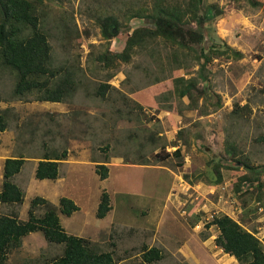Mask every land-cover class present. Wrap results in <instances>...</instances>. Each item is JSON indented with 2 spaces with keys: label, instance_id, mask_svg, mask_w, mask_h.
Segmentation results:
<instances>
[{
  "label": "rangeland",
  "instance_id": "374dc122",
  "mask_svg": "<svg viewBox=\"0 0 264 264\" xmlns=\"http://www.w3.org/2000/svg\"><path fill=\"white\" fill-rule=\"evenodd\" d=\"M34 2L42 20L41 25L48 33L52 45V65L74 67L81 80L77 91L67 99H78L81 105L92 109L94 105L102 103L101 96L96 93L99 84L114 76H117L116 80H120L119 83H116V80L114 83L120 84L130 96L144 84L150 86L162 81L164 89L157 96L160 106L142 108L143 119L137 122L141 127L139 133L142 136L159 132L162 135L158 134L160 137L155 136L153 140L146 141L134 130L139 134L133 138L140 142L136 144L130 140L131 131L128 129L124 134L121 129L116 131L121 141L113 147L114 152L109 148L110 154L116 153L115 155L128 159L135 157L155 163V171L143 174L141 180L134 179L138 177L135 175L136 172H133L137 171L136 168L130 166L124 169L120 166L119 169L117 166L121 162L112 159L111 162H114L117 171L113 169L114 176L109 174V178L105 180L99 178L93 165L103 159L79 162L83 167L81 172L84 171V176L78 168L77 177L71 173V178L76 177L77 180L81 178L83 181L65 185L66 187L59 191L64 196L66 191H69V194L74 193V199L80 204L81 209L67 216L59 210L60 200L54 203L66 231L89 238L99 251H113L117 264H196V259L203 264H228L226 259L229 256L216 243L220 234L218 226L215 224L206 226L205 218L198 213L201 211L229 214L256 235L259 234L264 241V0H202L197 18L194 19L193 14L184 18L187 27L198 29L197 26H200L205 35L202 44L194 45V51L188 49L189 53H186L158 38L136 47L130 62H119L117 66V60H114V65L110 67L104 65L100 56L108 49L112 52L122 51L127 38L136 28L152 26L148 18L130 14L131 10L135 6L138 8L142 2L143 5L148 3L150 10L154 5L153 0H42V2L34 0ZM216 10H219L220 14H216ZM108 15L117 17L120 27H114L116 30L114 33L117 35L106 40L102 36L99 19ZM200 21L201 25L197 24ZM213 41L221 46L226 43L242 52L243 56L236 58L231 54L228 57L227 54L212 53ZM202 47L213 55V59L205 68L207 80H200L199 84V87L206 89L201 98L207 115L200 117L196 111H189L190 113L186 112L189 115L184 117L183 123L174 120L172 115L163 117L160 113L161 108L177 107L185 112V104L189 103V99L185 97L187 102L185 100L181 102L176 96L173 90V76L197 75L200 69L197 56L200 55ZM174 53L179 55L175 59ZM112 72L116 73L111 75ZM17 82L16 72L0 65V108L5 111L9 127L8 131L0 132V190L5 162L2 153L6 152L7 155L13 153L4 142L8 143L12 136H16L21 152L36 158L47 147L50 151L53 148L60 151L64 148L55 144L53 133L55 130L61 131L65 127L75 130V125L80 126L73 120L71 123L67 120L62 122L57 115L52 117L50 111L54 109L43 107V102L35 99L36 90L24 97L16 96L14 89ZM141 90L143 93L139 96L149 103L150 92L146 91L144 86ZM127 98L129 102L128 95L112 103L109 99L101 108L108 109L114 106L117 109L123 102L127 103ZM127 104L131 108L136 103L130 98ZM145 108L148 113H145ZM128 124L132 123L129 121L123 123L124 126ZM182 124L188 126L183 125V128L179 129ZM50 136L52 141L48 139ZM178 136L181 137V144H184L186 139L191 141L190 146L184 144L187 162L183 166L179 164H184L185 156L178 158L169 156L174 152L172 145ZM99 141L101 144H98ZM42 142L49 144L45 146ZM93 146L88 144V156ZM96 146L101 147L103 152L108 147L102 136L97 137ZM168 146L170 149H167ZM77 147L75 151L85 152ZM227 148H232V152L227 151ZM102 151L94 152V156L103 158ZM129 161L131 160H127ZM243 162L246 164L243 165ZM215 163L220 165L223 179L219 186L213 187L209 182L218 176L213 173L212 165ZM34 164L36 165V162H27L19 175L13 178L24 191H28L25 195L26 201L13 205L0 203L1 214L17 213L21 220H27L34 197L42 196L50 202L54 200V197L52 199L41 192L50 191V185L32 183V180L43 181L33 175ZM246 165H251L256 170L255 176L259 178V181H256L263 183L262 193L256 187L257 182L249 192L235 189L238 178L249 170ZM85 168L89 170L86 171ZM127 175H130L133 182H139L134 184L137 189H143L140 193L146 197L144 195L142 198L135 189L131 191L133 184L127 181ZM155 177L158 179L155 180ZM185 179L194 184V188L188 186L186 188ZM143 182L144 186L141 187ZM104 190L112 196L114 206L119 203L118 195H121L122 210L131 216L125 223L117 222L118 212L114 215L108 214L102 219L97 217V206ZM209 190H214V195H209ZM258 193H261V200H257ZM149 195L157 198L156 202L162 206L161 213L164 212V215L158 216L156 223H153L155 218L149 214L145 215L140 206L142 199H150ZM203 195L207 196V199ZM199 202L201 204L195 209L197 214H190V211L192 212L190 204ZM187 203L189 206L185 207ZM237 204L242 210L234 215L233 211ZM45 209V205H38L37 215L42 216ZM23 240L25 242L20 248L9 253L7 264H48L53 258L62 255L65 248L63 243L49 242L40 231L30 233ZM186 242L193 256L188 251L185 256L177 254V248ZM145 245L158 246L164 257L152 263L146 262L142 255Z\"/></svg>",
  "mask_w": 264,
  "mask_h": 264
},
{
  "label": "trees",
  "instance_id": "16d2710c",
  "mask_svg": "<svg viewBox=\"0 0 264 264\" xmlns=\"http://www.w3.org/2000/svg\"><path fill=\"white\" fill-rule=\"evenodd\" d=\"M35 1L42 2V0ZM153 2L154 5H152L150 10L148 9L149 4L145 3L143 5L142 2L138 8L135 6L130 14V16L138 15L148 18L152 26L136 28L127 38L126 45L122 51L112 52L109 49L106 50L100 56L105 66L114 65V60H117V66L119 62H130L134 51L137 49L136 47L158 38H162L170 46L179 47L186 53H189L188 49L194 51L195 44H202L205 35L201 27L197 26L198 29L187 27L184 22V18L187 15L193 14L194 19L197 18L202 0H153ZM253 4L257 3L253 2ZM41 21L34 0H0V65L13 69L18 75V82L14 89L16 96L24 97L27 93L36 90V100L63 102L68 96L77 91L81 80L78 78L74 67L70 65L54 67L52 65V45L48 33L41 25ZM99 21L104 39L109 40L117 35V33H114V27H120L117 17L108 15L100 18ZM201 23V21L197 22L199 25ZM223 45L221 46L213 41L211 45L212 53L227 54L228 57L231 54V56L236 58L243 56L242 52L235 50L230 45L226 43ZM173 55L176 56L174 59L179 56L177 53ZM197 59L200 65L197 75L190 77L180 74L178 76L174 75L173 90L181 102H184V97H188L189 103L185 104V108L197 109L200 115H207L204 110L203 98H201L206 89L199 87V84L200 80H207L205 68L213 59V55L206 52L204 47H202ZM114 73L116 72H112L111 75ZM161 82L157 83H160L158 87L163 92L164 89ZM110 87L111 85L107 82H101L96 93L106 97ZM144 110L145 113H148L146 109ZM179 111V113H183L182 109H179ZM4 112L0 108V131H5L8 128L7 116ZM180 133L182 134V131ZM158 134H152L153 136L146 134L142 136L141 134L140 138H145L146 141L153 140L155 136H159ZM180 138L178 136L173 145H177ZM138 143L140 144V142ZM185 143L189 146L191 145L189 139H186ZM143 145H145V141ZM231 149L227 148V151L232 152ZM176 151L177 158L185 156L184 164L180 163L179 165H185V151L182 152L180 148ZM66 156L67 150L58 155L57 159H63ZM54 159L55 157L47 156L39 161L36 168V177L38 179H57L59 177L60 162ZM142 160L145 161L144 159ZM25 161L22 155L5 160L0 203L13 205L22 204L25 201V191L13 181V177L22 170ZM145 163L149 164L150 161ZM245 164L246 162H243V165ZM246 167L249 170L238 178L235 189H243L249 192L253 189L254 183L259 181V178L255 176L257 172L251 165H246ZM212 168L213 173L218 174V176L209 183L211 186L216 187L219 186L223 179L222 172H220V165L217 163L212 165ZM95 169L101 179L108 177L109 169L105 164H97ZM256 187L262 193L263 183L257 182ZM261 193H258L257 200H261ZM246 203L247 201L245 200L244 205ZM40 204L46 206L42 216H38L36 213V208ZM200 204L201 202L190 204L192 207L190 214H195V209ZM59 205L60 212L67 216H71L80 210V206L76 201L67 196L60 198ZM187 206L189 204L185 207ZM112 208L111 195L104 190L101 193V200L97 207V217L100 219L105 218ZM200 213L203 214L204 212L201 211ZM211 224L217 225L220 230L216 243L225 253L235 256L239 264H264V243L256 236L255 232L246 228L243 223L228 214L215 215L206 226L210 227ZM37 231L42 232L49 242L65 244L63 254L53 258L48 264L118 263L113 251H99L96 244L89 238L68 233L62 224L57 206L42 196H36L31 201L27 220H21L17 213H0V264H7L9 253L13 249L22 246L24 237ZM142 255L143 259L149 263L161 260L164 257L158 246L145 245Z\"/></svg>",
  "mask_w": 264,
  "mask_h": 264
},
{
  "label": "crops",
  "instance_id": "0c3cea01",
  "mask_svg": "<svg viewBox=\"0 0 264 264\" xmlns=\"http://www.w3.org/2000/svg\"><path fill=\"white\" fill-rule=\"evenodd\" d=\"M124 74V73H123ZM125 75V74H124ZM119 76V75H118ZM117 76H114L112 78H110L107 81H102V82H107L108 84L111 85V87L109 88V90L106 93V97H102V103L99 105H94V107L92 109H89L87 106L81 105L80 100L76 99V100H72V99H66L63 102H58V101H42L43 102V107L49 109V107H52L54 110H51V114H53L52 117H54L55 115H57L56 117H60L59 119L63 122L64 120H67V122H72V120L75 122V124H80V126L75 125V130H69L67 127H65L63 130L59 131V130H55L54 133V137L56 139L55 144H59L64 146V148L60 150H57L56 148H53L52 151L50 150H46L43 151L41 153V155H39L36 158H32L29 157L28 155H26L25 153L21 152L22 149H20L19 145H18V141H17V137L16 136H12L9 139V142H4L6 144V146H9V149L11 151H13L12 154L7 155L6 152L2 153V156H5L4 161L7 158L10 157H19L20 155L23 156V158H25V163L23 165V167L27 164V162L29 161H33L36 162V165L34 164V170H33V175L36 176V168L39 164L40 160H43L44 157L50 156V157H55L54 160H57L60 162L59 164V177L57 179H39V180H43V181H33L32 183H46L48 185L51 186V190L50 191H45L42 190L41 192L47 196L54 197V202L53 203H58L60 198L63 197L64 195L61 194V188H63L65 185H72V183L74 182H81L83 181V179L79 178L78 180L76 179L77 177V173L78 172V168H80V173L81 175H83V172H81V169L83 167H81L80 163L83 161H87V160H92V161H99L98 159H103L100 162H95L94 167L96 164H105L108 169H109V174L112 175V177L114 176V171H117V168H121L124 167V169H127L128 167L132 166L134 168L137 169V171H133L136 172V176L138 177H134V179H138L141 180L143 178V174L146 173H153L154 167H156L153 163H145L146 161H143L142 159L139 158H129L131 161L127 162V160H129L126 157H123L121 155H115L116 153H111L109 152V148L111 152H114L113 147L121 141L119 135H116V131L117 130H121L122 129V133H126V131L129 129V131H131V133L129 135L132 136V138H130V140L132 139V141L137 144L138 141L133 139L134 137H138V133L140 132V125H137V122H141L143 119V115L141 112V109L149 106V107H159V102L157 100V96L162 92L161 88L158 87L159 83H155L152 85H148L146 86V84H144L143 86L146 88V91H149L151 94V100L148 99L147 103L142 97L139 96V94L143 93L141 88L143 86L138 87L137 90L134 91V95L130 96V93H128L126 90H124L120 84H116L119 83L120 80H116ZM116 80V83H114V81ZM124 80H126V75ZM122 81V80H121ZM100 85V84H99ZM115 93V94H114ZM99 95V94H98ZM125 95H128V97L132 98L135 101V106H132L131 108L129 107V103L130 102V98H129V102H128V98H127V103L121 105V107L115 109L114 106L109 107L108 109H103L101 108L104 102H107L110 99V103L112 102H116V100H121L123 99V97ZM126 100V97H125ZM185 100V97H184ZM118 102V101H117ZM185 102H187V100H185ZM108 103V104H110ZM188 103V102H187ZM107 104V105H108ZM137 105V106H136ZM123 107H125L123 109ZM51 108V109H52ZM107 108V106H106ZM147 108V107H146ZM145 108V109H146ZM160 113L161 115L164 116H169L172 115L174 120H176L177 122H181L183 123V119L184 117H188L189 114H187L186 112L190 113L189 111H196L197 114L198 110L197 109H187L185 108V112L184 113H179V109H177V107H167V108H161L160 109ZM143 111V109H142ZM183 111V110H182ZM74 112V113H73ZM60 114V115H59ZM204 116V115H199ZM131 122L132 124H128V126H124L123 123L125 122ZM184 125V126H183ZM187 127L185 126V124H182L179 126V129H182L183 127ZM7 131L9 130V127L6 129ZM5 130V131H6ZM134 130H136L137 132H134ZM5 131H0V132H5ZM159 135H162L161 132H159ZM102 136L105 140H106V145L108 146L107 149L103 152L102 148H98L99 146H96L97 143V137ZM125 136V135H124ZM175 137V136H173ZM172 137V139H173ZM50 138V140L52 141V137H48V139ZM109 143H108V141ZM177 140V139H176ZM51 143V142H50ZM42 144H44L45 146H47L49 143L48 142H42ZM88 144H90L91 146V150L90 152V156L87 155L88 152ZM98 144H101L100 141ZM76 146L77 149L82 148L85 152H78L75 151L76 150ZM186 146H184V144H181L180 140H178V144L177 145H172V148L174 149V152H171V156L172 157H176L177 156V149L180 148V150L183 152L185 151ZM75 148V149H74ZM183 148V149H181ZM24 149V148H23ZM97 149H99V151L101 150L103 154V158H98L96 156H94V152L98 153L99 151H97ZM167 149H170V147L168 146ZM67 150V156L64 157L63 159H57L58 155H61L62 153H64ZM113 150V151H112ZM75 151V152H74ZM16 153V154H15ZM76 153V154H75ZM93 154V155H92ZM89 157V158H87ZM118 160L121 163H119V165L117 166V168H115V164L114 162H111V160ZM106 161V162H105ZM108 161V162H107ZM80 162V163H79ZM91 162V161H90ZM187 162V160H186ZM83 164V163H82ZM158 165H163L161 163H156ZM91 166V164H88ZM121 166V167H120ZM86 171L89 170V168H85ZM96 171V169H95ZM21 172V171H20ZM19 172V173H20ZM16 174L14 177H16ZM71 173H73L76 177L71 178ZM97 173V172H96ZM99 175V174H98ZM84 176V175H83ZM130 175H127V181H130L133 185V189H135V191L139 192L142 191L143 189H137L135 184H139V182H133L131 179V177H129ZM13 177V178H14ZM37 178V177H36ZM100 178V176H99ZM109 178V177H108ZM34 179V178H33ZM101 179V178H100ZM158 179L157 177H155V180ZM31 180V179H30ZM35 180V179H34ZM106 180V179H105ZM154 180V179H152ZM126 181V180H125ZM121 182V181H119ZM3 183V182H2ZM135 183V184H134ZM143 182L141 184V187L144 186ZM78 184V183H77ZM65 186V187H66ZM140 188V186L138 187ZM26 192V191H25ZM28 192V191H27ZM26 192V194H27ZM58 194V195H57ZM72 194H69V191H66V195L67 197H70L69 195H71L70 198H72L73 200L76 201V199H74V196ZM118 195V194H117ZM142 198H144L145 194H141ZM119 203H117L115 206L113 205L112 210L110 211L109 214L114 215L116 212L119 213V216L117 218V222L119 224L121 223H125L127 220V218L131 217L130 214L127 211L122 210V197L119 194ZM150 199L148 200H144L142 199L140 202V206L143 208L142 212L147 215L149 214L153 219V223H156V220L158 219V216H162L164 215V212L162 211L161 213V209L162 206L159 205V203H157L156 199L153 196L149 195ZM146 197V195H145ZM57 198V199H55ZM112 198V196H111ZM26 201V199H25ZM144 201V202H143ZM76 203L80 206V204L76 201ZM144 203V204H143ZM146 204V205H145ZM98 207V206H97ZM81 209V206H80ZM124 211V212H123ZM156 216V217H154ZM61 217V216H60ZM25 238V237H24ZM25 242V240H23V243ZM191 254V249L190 246L187 244V242L185 244H181L178 248H177V254L179 253L182 256H185L186 253ZM229 257L226 259V261L228 262V264H239L237 258L235 256H232L228 253H226ZM194 255V254H193ZM192 255V256H193ZM191 264V263H189ZM196 264H203L199 259H196ZM224 264V263H222Z\"/></svg>",
  "mask_w": 264,
  "mask_h": 264
},
{
  "label": "built area",
  "instance_id": "2783aa9c",
  "mask_svg": "<svg viewBox=\"0 0 264 264\" xmlns=\"http://www.w3.org/2000/svg\"><path fill=\"white\" fill-rule=\"evenodd\" d=\"M182 178V177H181ZM187 181V180H186ZM187 186L188 187H190V188H194V184H191L190 182H186V188H187ZM208 193H209V195H214V190H209L208 191ZM203 197L204 198H206L207 199V196H204L203 195ZM188 204V203H187ZM204 210V209H203ZM241 208H240V206H239V204H237L236 206H235V210L233 211V214L235 215V213L236 212H241ZM204 212V211H203ZM198 213H200V212H198ZM220 212H210V213H203L202 214V217H204L205 218V222H204V224L206 225L208 222H210L213 218H214V216L216 215V216H218V215H220L219 214ZM225 213V212H224ZM223 214V213H222ZM229 215V214H228ZM229 216H231V215H229ZM201 217V221H203V218ZM231 217H233V216H231ZM214 224H211V226H213ZM256 236H258L259 237V239L261 240V241H263V239H262V237L261 236H259V234L258 235H256ZM264 242V241H263ZM215 247H217V246H215Z\"/></svg>",
  "mask_w": 264,
  "mask_h": 264
},
{
  "label": "water",
  "instance_id": "95a60500",
  "mask_svg": "<svg viewBox=\"0 0 264 264\" xmlns=\"http://www.w3.org/2000/svg\"><path fill=\"white\" fill-rule=\"evenodd\" d=\"M216 14H220V11L219 10H216ZM116 30L114 29V32H115Z\"/></svg>",
  "mask_w": 264,
  "mask_h": 264
},
{
  "label": "clouds",
  "instance_id": "9594fccd",
  "mask_svg": "<svg viewBox=\"0 0 264 264\" xmlns=\"http://www.w3.org/2000/svg\"><path fill=\"white\" fill-rule=\"evenodd\" d=\"M223 250V249H222Z\"/></svg>",
  "mask_w": 264,
  "mask_h": 264
}]
</instances>
